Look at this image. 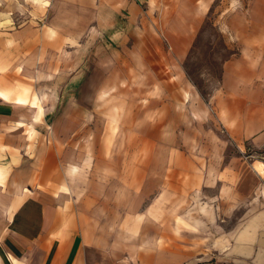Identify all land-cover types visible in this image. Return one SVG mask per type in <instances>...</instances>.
I'll return each instance as SVG.
<instances>
[{
	"label": "rangeland",
	"instance_id": "rangeland-1",
	"mask_svg": "<svg viewBox=\"0 0 264 264\" xmlns=\"http://www.w3.org/2000/svg\"><path fill=\"white\" fill-rule=\"evenodd\" d=\"M122 3L0 0V91L25 103L0 119V165L10 169L25 152L38 161L40 188L81 198L94 185L101 230L111 235L95 264H214L205 258L204 215L230 213L232 224L231 214L248 204H226L221 195L204 202L218 191L203 183L206 156L222 143L236 150L213 96L225 68L243 62L236 60L242 37L252 41L226 21H260L253 29L264 41V0H141L142 22L119 11ZM244 62L257 63L264 83V60ZM239 144L245 165L264 162V146ZM49 153L83 156L78 179L44 186ZM0 181L15 198L12 180ZM71 201L65 206L74 210ZM13 207L0 204L2 221ZM90 252L85 244L76 264Z\"/></svg>",
	"mask_w": 264,
	"mask_h": 264
},
{
	"label": "crops",
	"instance_id": "crops-1",
	"mask_svg": "<svg viewBox=\"0 0 264 264\" xmlns=\"http://www.w3.org/2000/svg\"><path fill=\"white\" fill-rule=\"evenodd\" d=\"M140 2L123 0L119 11L124 9L128 18L142 22L145 15ZM260 25V21L245 22L234 18L226 21V26L231 30L237 29V34L251 33L249 40L252 41H247L248 38L245 41L242 37L239 45L241 55L236 60L243 62L235 68H225L221 87L213 96V106L219 114L220 123L226 127L229 140L235 142L236 150L231 153L222 143L206 156L203 183L217 186L218 191L204 202L212 204L221 195L227 198L226 204L236 203V207L248 204L243 212L231 214L234 216L232 224L225 223L230 213H220L219 217L217 214L212 217L211 212L204 215L205 258L214 264H264V162L255 160L250 167L245 165L239 144L249 140L254 148L264 146V83L258 80L261 71L257 63L244 62L264 60L261 31L253 29L260 28ZM247 29L252 30L249 32ZM0 93L6 97L0 98L9 100H0V119L14 116L17 105H25L20 96L9 99L4 92ZM17 98L22 102H16ZM4 155L9 161L10 155ZM25 157H28L26 163ZM81 157L74 159L69 155L47 154L40 173L44 186L47 179L58 183L61 177L67 183L77 180L75 175ZM16 160L17 163L12 164L10 169L0 165V178L6 175L16 187L15 198H12L11 193L2 192L4 185L0 183V204L10 207L14 203L7 219H0V264H76L85 244L91 248L90 254L85 255V264H95L94 252L108 247L111 235L101 230L100 199L92 193L94 185L91 192L81 198L63 191L57 194L52 189L35 184L39 173L36 169L38 161L32 162L25 152ZM74 162L78 166H73ZM172 167L174 181L179 175V168L175 163ZM69 200L76 204L74 210L65 206L70 203ZM213 219L223 222L213 224ZM172 240L178 247L179 241ZM172 250L178 255L181 251L179 248ZM196 250L191 247L182 254L188 255Z\"/></svg>",
	"mask_w": 264,
	"mask_h": 264
},
{
	"label": "bare ground",
	"instance_id": "bare-ground-1",
	"mask_svg": "<svg viewBox=\"0 0 264 264\" xmlns=\"http://www.w3.org/2000/svg\"><path fill=\"white\" fill-rule=\"evenodd\" d=\"M0 96H2L3 98H6L5 95H3L2 93H0ZM16 102L21 103L22 101H21L19 98H17V99H16ZM0 175H1V168H0ZM14 261H15V260H14ZM15 262H16V261H15Z\"/></svg>",
	"mask_w": 264,
	"mask_h": 264
}]
</instances>
